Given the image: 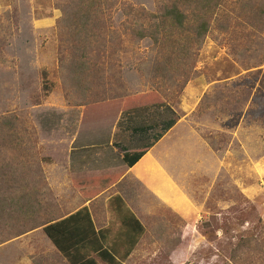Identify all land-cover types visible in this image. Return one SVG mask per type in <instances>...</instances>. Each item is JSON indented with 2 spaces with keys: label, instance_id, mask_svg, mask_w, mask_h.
<instances>
[{
  "label": "rangeland",
  "instance_id": "374dc122",
  "mask_svg": "<svg viewBox=\"0 0 264 264\" xmlns=\"http://www.w3.org/2000/svg\"><path fill=\"white\" fill-rule=\"evenodd\" d=\"M66 1L0 0V127L15 126L0 147V264H67L44 226L101 197L93 213L115 264H264V26L244 10L264 1L227 0L183 66L130 34L126 13L157 14L158 0H116L106 48L85 53L66 47ZM169 108L177 126L154 163L129 171L124 150L150 140L132 130L174 118ZM94 158L117 171L91 172Z\"/></svg>",
  "mask_w": 264,
  "mask_h": 264
},
{
  "label": "trees",
  "instance_id": "16d2710c",
  "mask_svg": "<svg viewBox=\"0 0 264 264\" xmlns=\"http://www.w3.org/2000/svg\"><path fill=\"white\" fill-rule=\"evenodd\" d=\"M161 3L160 11L157 14H150L144 10L126 13V16L133 20L134 27L130 28V34L139 41L150 39L155 46L169 49L167 61L169 65L178 61V65H188L193 60L196 51L200 50L206 38L217 22L219 14L228 4L227 0H158ZM264 0H261L262 2ZM264 2L261 5L245 6L246 22L253 29L260 31L264 26ZM116 0H68L63 6L64 23L70 30L66 41V47L85 53L95 45L99 49L105 47V39L102 36L107 31L105 18L108 12L114 7L118 8ZM132 12V13H131ZM250 19V20H249ZM228 31L229 24L220 26ZM262 31V30H261ZM165 71V70H164ZM171 83L173 78H170ZM186 80L183 85L187 84ZM170 109V108H169ZM171 110V109H170ZM174 118H169L161 124H150L137 126L132 131L134 134L148 139L135 152L125 151L123 162L129 167H134L146 153L159 142L176 124V113L171 110ZM15 126L4 123L0 127V147H13L15 139L12 140V131ZM161 128V132L151 135V132ZM14 138H19L18 132ZM5 157L0 152V162ZM9 177L8 169L0 166V195L1 187ZM1 201V198H0ZM135 227L142 231V225L133 220ZM46 236L51 240L54 248L69 264H115L114 253L105 247L103 237L97 232L92 217L87 208H83L69 217L53 221L43 228Z\"/></svg>",
  "mask_w": 264,
  "mask_h": 264
},
{
  "label": "crops",
  "instance_id": "0c3cea01",
  "mask_svg": "<svg viewBox=\"0 0 264 264\" xmlns=\"http://www.w3.org/2000/svg\"><path fill=\"white\" fill-rule=\"evenodd\" d=\"M177 126V124L167 133L168 135H169V133H171L174 129H175V127ZM164 135V137L159 141V142H157L147 153H146V155L134 166V167H132V168H129L124 162V165L129 169V171H134V169H137V167L138 166H141V165H143V164H145V165H147L148 166V164H150V163H154V162H152V159L153 158H155L156 156H158V153H156V151H157V149H158V147H160V145L162 144V142L166 139L165 138V136H168V135ZM138 150V149H137ZM125 151H127V150H124V152ZM93 155H94V153H93ZM123 157H124V155H123ZM162 158V160H163V157H161ZM89 160V159H88ZM94 160V162L91 164V166L90 167H92V168H94V169H92L91 170V172L92 171H94L95 172V169L96 168H98L96 165H94L95 164V162H99L97 159H93ZM97 160V161H96ZM122 161H123V158H122ZM155 163H157L158 164V162H156L155 161ZM88 166H89V164H88ZM144 166V165H143ZM105 167H107V166H103V168L102 167H100V168H98V171H96V172H101V171H103V172H105V170H103V169H105ZM151 167H155L156 168V166L155 165H152ZM108 169L107 170H109L110 169V173H115V171H117L116 170V168L115 169H112L110 166L109 167H107ZM102 169V170H101ZM106 174V173H105ZM104 174V175H105ZM101 175V174H100ZM103 175V174H102ZM118 175V174H117ZM111 177V176H110ZM125 179V176H123L121 179H120V181L116 184V185H114L111 189H109L110 191L112 190V189H114V190H117V186H119L122 182H123V180ZM98 188H99V186H98ZM101 191V190H100ZM117 194H119V193H116V195ZM158 197H159V199H161L160 201L165 205H168L173 211H175L176 213H180V210H179V207H177V202L174 200V199H172L170 196H169V198H167L168 196L167 195H165V194H163V193H161V192H158V195H157ZM120 197L121 198H116V208L117 209H119V208H121L120 206H121V201L122 202H126V200H125V198H124V196H121L120 195ZM121 199V200H120ZM84 200V199H83ZM107 201H109V199H103L102 197L101 198H98V199H96V200H89V201H87V202H85L84 203V205H83V207L81 208V209H83V208H87L88 209V211H89V213H90V215H91V217H92V220H93V223H94V225H95V228H96V230H97V232H100L101 233V235H102V237H103V241H104V245H105V247H107L106 246V244H107V239H106V233L104 232H102V229H99L98 227H97V224H96V222H95V217H94V213H93V211H94V209H96L97 207H99L100 208V210H102L103 209V206H105V207H107L106 205H107ZM80 209V210H81ZM80 210H78V211H80ZM78 211H76L75 213H77ZM75 213H72V214H75ZM71 214V215H72ZM70 216V215H69ZM69 216H67V217H69ZM66 218V217H65ZM106 243V244H105ZM58 252V251H57ZM65 262H67V264H69V262L68 261H65ZM97 262L99 263V264H102L100 261H98L97 260ZM104 264V263H103Z\"/></svg>",
  "mask_w": 264,
  "mask_h": 264
}]
</instances>
